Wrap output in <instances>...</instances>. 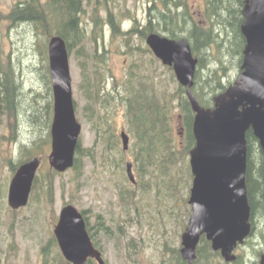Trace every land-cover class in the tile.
I'll return each instance as SVG.
<instances>
[{
    "label": "rangeland",
    "instance_id": "rangeland-1",
    "mask_svg": "<svg viewBox=\"0 0 264 264\" xmlns=\"http://www.w3.org/2000/svg\"><path fill=\"white\" fill-rule=\"evenodd\" d=\"M19 1L24 0H0L2 15L5 16L11 12L15 3ZM109 1L111 2L109 17L116 14L120 18L126 2L132 9L134 5L133 0ZM149 6H151V0H142V13L140 10L137 12L139 17L142 14V24L148 22ZM203 7L202 0H192L190 10L193 13L192 19L211 25L202 15ZM84 8L86 9L85 13L80 18L83 21V28L85 27L89 33L92 32L95 25L94 20L109 18L105 13L106 10L102 9L100 4L89 5L85 1ZM95 8L98 13H94ZM213 22L215 23V20ZM35 26L33 23L12 25V21L0 17V44L6 53H11L12 61L16 62L14 65L17 68V74L22 81V91L29 95L33 91L45 92L44 81L40 77L42 57L38 50V48L41 49L42 44L38 45L36 42L40 40L43 43L46 38L42 33L36 34L37 27ZM213 28L214 32H217L216 34L224 31L218 29L217 23ZM103 29L104 35H99L100 55L97 57L102 60L99 68L102 70L104 84H101V87L103 86L104 90L109 92L114 81L118 80V94H105L100 88L99 101L85 108L87 101L79 87L82 73L78 61L79 59L82 61V57L88 53H94L92 42L86 40L81 46L74 45L72 48L74 54L70 57L74 98L77 106L76 115L82 125L80 146L82 149L92 148L96 152L94 158L80 155L82 177L79 190H77L78 181L73 179V168L59 172L51 168L47 162L51 152L52 119L50 127L46 124L43 130H37L26 121L25 115H18V126L14 136L11 129L14 118L7 114L0 116V183L8 186L6 193L2 192L0 195V264H52V260L46 258L56 249L54 246L51 250L48 248L52 246V231L57 222H55V218H58L61 208L66 203H73L80 210L87 209L91 224L97 219L93 212L100 211L107 217V223L111 224V230L117 236V238L114 235L107 237L103 233L100 235V242L104 247L108 264H161L165 246L176 249L180 246L181 234L185 230V219L187 218L188 207L184 197L187 196L188 190H185L184 182L179 180V174L175 170L178 168L177 163L175 164V160L172 161L171 167L168 165L169 171L166 174L154 170L157 169L156 166H151L147 168L149 173L145 176L142 168L145 170L146 166L142 167L140 162L134 160L135 154L130 156V151L123 150L119 139V133L123 128H131L130 121H127L128 103L134 94V88L142 79L153 80L160 96L177 94L179 82L173 69L167 68L161 60L145 51L147 44L143 37L141 50L126 51V47H124L122 51H118L115 48V40L110 42V25L105 23ZM158 31L166 35L165 31ZM181 36L186 37L187 33L184 32ZM224 36V34L219 36V39L225 40ZM138 44L141 45V43ZM224 48L216 43L212 47L210 46L208 55H205L204 58L206 64L200 68L202 79L204 77L209 80L211 72L217 71L219 74L223 67L227 69L225 76H222L223 83L229 84V81H232L239 73V59L235 63V59L230 55L226 56L228 52L226 48L224 51ZM77 52H82L80 53L82 57L77 56L79 55ZM220 57L223 59V64H217ZM85 59L93 69L95 57L90 58L89 61L88 58ZM93 76L95 77V73ZM121 84H123V88ZM83 90L87 92L85 86ZM30 113V111L27 112V114ZM180 113L181 108L178 101H175L170 116H172L173 123L172 144L176 147L178 161L180 159L179 151L185 155V160H189V149L184 145V141L180 142V125L182 126ZM90 117L100 124L101 130L98 127L95 128L88 121ZM109 132L117 134L115 148H110ZM128 132L134 136L132 131L128 130ZM98 133H101L104 139L97 137ZM45 140L49 144L44 148H39ZM31 148H36V150ZM35 156L43 158L39 170L40 181L43 183V187L47 188L48 195L49 187L46 182L52 181L54 199L50 201L42 189L37 205L27 206L14 214L15 211L8 204L9 183L19 167V160L25 162ZM129 161L133 163L134 176L140 181L138 186H135L127 175L126 169ZM181 163L179 162L178 165ZM14 165L17 166L14 168ZM170 184L171 186H169ZM144 185L147 186L145 190ZM175 187L178 188V191L175 190ZM121 188L135 190V193L131 197L127 192L128 199L122 201L119 198ZM172 189L177 192L176 197L172 195ZM177 198L178 200H176ZM14 216H16V221L12 224V219L9 217ZM30 219H32V224L25 223ZM116 221L122 225L120 232L117 229ZM261 225L263 228L260 229H264L263 223L259 224V226ZM255 245L257 244L255 243ZM255 247L262 248L264 246L260 242ZM246 250L248 251L247 263L251 264L256 257L250 245L246 246ZM240 252V249L235 251L236 254H240ZM177 257V253L175 258L174 253H168L164 260L171 259V263L168 262V264H178Z\"/></svg>",
    "mask_w": 264,
    "mask_h": 264
},
{
    "label": "trees",
    "instance_id": "trees-1",
    "mask_svg": "<svg viewBox=\"0 0 264 264\" xmlns=\"http://www.w3.org/2000/svg\"><path fill=\"white\" fill-rule=\"evenodd\" d=\"M85 1H87L89 5L100 4L101 8L106 10L105 13L108 12L111 14V2L109 0H101L102 2L99 0H24L15 3L11 12L5 16H3L0 11V17L9 19L12 21V25L33 23L36 25L35 27H37L36 34L39 35V33H42L46 38L43 43L40 40L36 42L38 45L42 44L41 49L38 48V50L42 57L40 77L44 81L45 92L33 91L31 95L22 91V81L14 65L16 62L12 61L13 58L11 53H6L0 44V116L7 114L14 118L11 124L13 135L16 134L15 132L19 119L18 115H25L26 121L37 130H43L46 124L50 127V121L53 115V92L47 53L48 41L54 35L62 36L68 43V49L71 55L74 54L72 51L74 45L81 46L86 40L90 41L91 35L86 31L85 27L83 28V21L82 18H80L86 10L84 8ZM202 1L204 2L203 11L201 10L202 15L211 25L193 21V13L192 11L190 12L192 0H151V6L148 8L150 13L149 19L147 24L142 27V34H145L146 31L158 32V30H163L168 33L169 37L179 38L184 32L187 33V38L191 41L193 53L199 57V67L196 73L194 91L203 105L210 106L212 104V96L224 91L227 87V85L222 82V76H225L227 69L220 67L221 70L219 74H217V71H213L210 73L211 78L206 80L204 77L202 79L200 67L206 64V62H204L205 55H208L209 48L210 46L212 47L214 43L223 48L226 46L225 48L228 52L226 56L230 55L235 59V63L239 59L238 64L241 66L243 48L245 45V38L241 32L244 0ZM94 13H98V11L96 10ZM214 20L215 23L218 24V29L220 28L225 32L220 31L219 34L214 32ZM104 21L105 18L95 20L98 24V31H101ZM223 34L225 35V40L223 38L222 40L219 39V36ZM80 53L82 52H77V54H79L77 56H81ZM92 57H95V67L93 69L90 67V64H87L85 59L88 58L87 60L89 61ZM97 57L98 54L95 52L92 54L88 53L85 57H82V61L80 59L78 61L81 65L80 70L82 73L80 87L87 101L85 108L99 101L98 94L100 93V82L104 81L102 70L99 68V65L102 64V60ZM218 60L217 64H223V59L221 57ZM94 73L95 77L93 76ZM84 86L87 88V92L83 90ZM178 88L179 91L177 94L160 96L157 85L153 80L148 81L142 79V93L138 92L137 98L130 99L128 111L129 115L131 114V128L135 139L132 145L134 148L133 153L142 167L146 166L145 170L142 168L145 176L149 173L147 168L151 166H156L157 169L154 170H159L162 174H166L169 171L168 167H171L172 161L175 160V164L177 163L178 166L175 170L179 174V180L183 181L185 187L189 188L193 176L188 160H185V155H182L180 151V159L178 161V154L175 150L176 147L172 144L173 123L171 121L172 116H170V111L174 106V102L178 101L188 135L187 149L195 143L192 131L194 112L185 96L184 87L179 85ZM28 111L31 113L27 114ZM88 121L91 122L95 128L98 127L101 130L100 124H98V122L96 123L94 119L90 117ZM109 133L111 135V137L109 135L110 148H115L116 145L114 143H116L117 134H113V132ZM97 137L104 139L101 133H98ZM247 140L248 166L246 180L248 199L252 210V233L246 240L245 246H240L241 253L238 254L237 259L232 263L224 262L220 253L212 250L210 241L203 235L197 248V258L192 264H250L247 263L248 261L246 258L248 257L246 246L249 245L256 257L251 264H259L258 258L264 251V247L257 248L255 246H258L260 242H262V246H264V229H260L262 225L259 226V224L262 223L264 225V156L259 141L252 131H248ZM48 144L49 142L45 140L39 148H44ZM80 144L81 143H79L77 147L73 166V179L78 181L77 190L81 187L80 178L82 177V162L80 160V155H88L94 158L96 154L92 148L82 149ZM31 149L36 150V148ZM19 162L20 165L24 161L19 160ZM179 162L182 163L178 165ZM16 166L17 165H14V168ZM46 183L49 184H46L49 187V195L47 188L43 187L40 177H36L29 206L37 205L42 189L44 195H46L50 201L54 199L53 183L51 180ZM169 186H171V184ZM145 187L147 186L144 185V190ZM175 190L178 191V188L175 187ZM175 190H171L174 197H176L177 194ZM176 200H178V198ZM184 201L186 203L188 202V195L184 197ZM187 207L185 226L186 220L190 215L188 203ZM97 216H99L98 220L101 227L103 222H105V218L101 214H97ZM110 230L111 227L105 229L109 236H112ZM91 234L93 233L91 232ZM114 236L117 238L116 235ZM255 243L257 245H255ZM51 244L52 246H50L48 250L53 249L54 246L56 251L54 250L55 252L52 251L51 254H48L46 259L48 260V258H50L52 264H71L65 260L63 255L58 251L57 241L53 237H51ZM168 253H174V255L177 253L179 256L178 264H181L182 257L180 249L165 246L163 253L164 257H166ZM166 261L171 263V259H163L161 264H166ZM88 264H95V262L90 260Z\"/></svg>",
    "mask_w": 264,
    "mask_h": 264
},
{
    "label": "water",
    "instance_id": "water-1",
    "mask_svg": "<svg viewBox=\"0 0 264 264\" xmlns=\"http://www.w3.org/2000/svg\"><path fill=\"white\" fill-rule=\"evenodd\" d=\"M241 32L246 39L242 72L226 91L214 97V108L202 107L191 90L198 59L193 57L186 38L180 40L149 35L147 42L165 64L174 67L196 112V146L191 150L194 173L189 198L192 215L182 234L181 253L189 263L205 234L214 250L226 261H234V249L251 234V206L246 185L248 140L252 131L264 156V0H245ZM49 68L54 96L51 126V168L63 172L74 165L82 125L77 120L72 77L65 40L53 36L48 44ZM125 148L128 136L122 135ZM40 157L23 163L12 178L9 204L19 208L28 203ZM128 171L132 177L131 167ZM55 235L65 258L87 264L95 258L106 264L95 248L83 214L68 204L63 207ZM259 264H264V253Z\"/></svg>",
    "mask_w": 264,
    "mask_h": 264
},
{
    "label": "flooded vegetation",
    "instance_id": "flooded-vegetation-1",
    "mask_svg": "<svg viewBox=\"0 0 264 264\" xmlns=\"http://www.w3.org/2000/svg\"><path fill=\"white\" fill-rule=\"evenodd\" d=\"M133 11H136V17L134 18H126V19H122L121 21H116L113 20L110 23V42L112 40H115L116 42V50L118 51H122L124 49V47H126V51H133V50H138L137 47L141 46L142 48V28H134V26H136V24H140L142 25V14L139 17L137 12L140 10L142 13V0L138 1V3H134L133 5ZM127 23V24H125ZM138 43H141L138 44ZM132 45V46H130ZM125 51V52H126ZM118 90H119V86L117 85V87L115 88L114 86H112L111 88V92L112 93H116L118 94ZM121 94V93H119ZM124 199V198H123ZM96 222H94L91 226V230H92V239L94 241V243H97L101 248H99L102 252H104V247L102 246L100 240V235L101 233H103L105 236H108V234L106 233V231L104 229L109 228L110 225H108L109 223L106 224V222H103V225L100 227V222L98 220L99 216L96 215ZM126 222V221H124ZM15 223V222H14ZM12 223V224H14ZM122 229V227H121ZM111 234L113 235V232L111 230Z\"/></svg>",
    "mask_w": 264,
    "mask_h": 264
}]
</instances>
